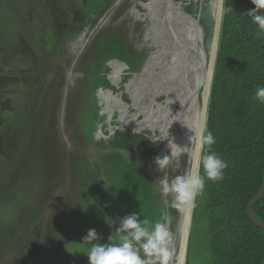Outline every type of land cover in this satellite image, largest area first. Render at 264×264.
Segmentation results:
<instances>
[{
    "label": "rangeland",
    "instance_id": "374dc122",
    "mask_svg": "<svg viewBox=\"0 0 264 264\" xmlns=\"http://www.w3.org/2000/svg\"><path fill=\"white\" fill-rule=\"evenodd\" d=\"M104 1L105 4H109L108 7L106 5L99 9ZM138 1L147 0H92L93 3L89 0H0L1 44L5 38H11L16 31H20V40L17 39V43L20 44L22 51L26 44L37 47L43 42L50 41L48 32L55 33L56 39H60V32L65 36L68 23H63L62 27H59V19H62L61 13L63 10L66 12V9L68 17L74 18L71 22L74 26L69 29L77 27L78 36L85 32L73 45V52H79L81 48L82 52L73 68L71 80L70 76L68 77L67 90L65 76L69 71L63 74L59 65L51 69L55 63L52 53L38 57L33 60L40 68L37 74L33 71L25 73L26 85H29L28 76L32 77L29 80L32 89L25 98V109L20 116L16 114L17 112L14 113L13 117L16 118L14 129L13 124L5 126L9 128L8 138L0 144V148L3 149V161L0 163H5L3 169L0 168V234L4 233L0 238V245L3 246L2 251L0 250V264H88L86 246L81 243L87 231L95 229L101 243H116L118 236L115 227L118 225L109 228L105 220L107 221L108 217L115 219L134 212L130 201L126 210V205L122 203L123 199L120 200L117 196L113 198V191L110 192L114 182L113 179L109 182L108 176L114 177L117 170L112 162L106 161L107 157L104 154L110 153L108 150L110 144L103 141L109 137L102 139L101 142L102 137L99 136L101 132L113 135L118 130L124 131L121 133L125 134H128L126 131H130V126L126 125L127 117L130 118L137 111L131 106L132 102L124 91V84L131 74L142 73L151 51L156 50L149 42L143 41L144 26L149 23V19L140 22L129 15L132 6L139 4ZM175 1L182 2L186 14L195 16L193 13L199 11L201 0ZM137 9L142 13L146 12L140 5ZM102 17L104 18L102 25L95 27L97 18L100 20ZM157 28L156 23L155 29ZM92 29L94 31L90 33ZM164 29L163 23L161 30ZM31 31L34 36L36 35L35 41H32ZM109 31L114 35L111 39H107ZM163 35L164 32L158 35V38ZM163 39L168 48H173L167 35ZM72 40H67V43ZM120 44L123 45L122 50L117 46ZM128 44L134 48L137 55L138 65L133 67L116 57L125 51ZM63 50L65 52V48ZM28 52L31 55L33 51L28 49ZM107 57L108 60H117L118 63H110L109 70L103 72L100 61ZM119 62H125L127 69L123 70L120 89L112 87L111 98L114 99L116 94L120 95L127 108L125 110L124 107H118L115 103L117 100L109 99L108 93H105L107 100L104 102L106 90L98 89L99 103L95 104L96 116L102 118L100 133L96 122L95 130L91 128L90 132L87 127L89 124L92 125L93 120L88 122L85 117L93 110L89 73L94 74L95 82L104 76L110 83L118 84L119 80H115V75L121 68ZM139 89L145 94L142 85ZM158 97L155 100L163 103V96ZM61 99L64 100L65 109L60 122ZM139 118L143 120V117H136L137 120ZM107 119L110 123H105ZM116 123L120 127L117 128ZM86 132L91 133L94 141L100 144L95 143L93 146V143L89 142L92 146L84 145V142L87 144L84 138L88 139ZM143 133L136 132L132 135L139 136ZM61 136L64 141L66 139L68 148L71 149L65 155H58L55 151L65 146L60 140ZM147 137L144 138L149 144L141 140L139 146L133 145L131 150L126 149L131 162L144 160L150 171L148 175L152 186L149 188L150 196L145 201L151 208L138 204V209L141 214L145 210L149 212L150 222L156 221L161 213L169 214L173 220L172 210L177 209L164 204L165 197L158 191L162 173L156 170L154 164V157L166 154L160 153V144L151 142L155 138L150 133ZM185 161V156H181L180 163L177 159H172L164 171L170 177L182 175ZM84 196L91 200L85 199L84 202ZM167 199L171 200V197ZM139 216L141 218V215ZM75 218L84 221V227L79 229L75 226L71 221ZM207 228L206 196L203 193L197 197L184 264H207ZM110 235L112 240H108ZM12 237L13 241L8 243Z\"/></svg>",
    "mask_w": 264,
    "mask_h": 264
},
{
    "label": "trees",
    "instance_id": "16d2710c",
    "mask_svg": "<svg viewBox=\"0 0 264 264\" xmlns=\"http://www.w3.org/2000/svg\"><path fill=\"white\" fill-rule=\"evenodd\" d=\"M91 1L89 0L93 3ZM106 5L104 1L99 9ZM228 7H232L233 11H223ZM252 8L254 5L250 0H223L204 126L216 138L212 150L228 162V167L224 170L222 181L205 182L204 194L208 217L207 264H260L264 260V232L254 226L245 214L246 205L260 189L264 173V104L253 99L257 87H264V33H259L257 25L252 23L249 17L242 15ZM113 37L109 31L107 39ZM117 46L122 50V44ZM135 53L134 48L128 44L125 51L116 57L133 67L138 65ZM108 58L101 60V65L102 61ZM122 68L121 65L118 71L123 72ZM93 75V73L89 75L93 88L91 91L106 90L105 102L107 100L105 93L112 92V88L104 76L95 82ZM121 79L122 77L119 79L120 82ZM90 97L93 110L85 117L88 122L90 120L93 122L87 129L90 132L91 128L95 130L96 122L100 133L102 118L96 116V101L92 95ZM81 133L84 134V131ZM86 134L89 141L95 144L92 134L87 132ZM108 135L101 132L99 137H102L101 142L111 141L115 148L108 154L104 153L107 158L110 157L109 160L106 158V161L112 162L117 170L114 177L108 176V181L113 179L114 182L110 192L113 191V198L117 196L120 200L123 199L122 203L126 205V210L130 201L134 211L141 215V219L149 221V212L145 210L141 214L138 204L150 207L145 201L150 196L149 188L152 186L148 175L150 171L144 160L129 162L130 160L121 154L124 149L131 150L133 145L139 146L141 140L147 144L149 141L143 136L128 135L119 131L102 141L110 136ZM199 171L203 175L202 166H199ZM85 199L91 200L88 196L83 197L84 202ZM195 209L192 211V218ZM253 212L264 223V194L253 206ZM172 215L175 217L176 211L172 210ZM71 221L79 229L85 225L79 218ZM3 235L4 233H1L0 238ZM13 237L8 243L13 241Z\"/></svg>",
    "mask_w": 264,
    "mask_h": 264
},
{
    "label": "bare ground",
    "instance_id": "6f19581e",
    "mask_svg": "<svg viewBox=\"0 0 264 264\" xmlns=\"http://www.w3.org/2000/svg\"><path fill=\"white\" fill-rule=\"evenodd\" d=\"M188 1V0H186ZM163 0H147V1H138L139 5L146 12H140L137 9V6H132L129 15L136 21L142 22L143 19H149V23L144 27L143 41L149 42L151 46L156 48V50L151 51L149 59L146 61L142 69V73L138 75L133 73L130 75L127 82L124 84V91L129 96L133 108L137 111L136 114L132 115V119L127 121V127L130 126V132H144V134H151L157 139H163L157 142L160 144V153L170 155L174 153L172 159H177L178 163L181 161V156H185V153L181 152V145L176 136V129L174 127V121H177L178 115L176 109L182 105V102L186 100L187 88L191 85V79H188L184 76L183 71L181 70L184 65H186V50L191 55L192 44L191 35L195 26L193 22L197 24V27L202 33L204 32L202 24L199 20L195 19L194 16H190L183 11V4L181 1L170 0L173 17L172 27L177 28L175 34L168 33V40L172 43L173 48L166 45L163 37L166 34V25L165 17L162 18L161 10H163ZM223 0H216L217 12L215 17V28L213 32V43L210 53V62L209 70L207 72L206 80L202 87V91L199 95V103L191 106L187 110L186 122L190 125L189 136L193 137L192 145V167L191 170H197L198 167V150L197 144L199 139V133L202 128L205 126L206 121V106L208 101L210 82L212 78V62L215 59L216 47H215V35H217L218 20L221 14ZM182 21V24L180 23ZM104 22V18H100L97 21L95 27L101 26ZM158 24V28L155 29V24ZM164 23V31L161 30ZM149 24V25H148ZM160 25V26H159ZM94 29L91 30L92 33ZM186 32L181 43L179 42L180 32ZM158 38V35H162ZM175 35V36H174ZM182 37V36H181ZM160 62H157V60ZM123 72H119L118 76L122 77ZM150 78V80H148ZM152 81L154 82L152 84ZM178 81L180 82V87H178ZM114 85V84H113ZM142 85V89L145 91V94L141 92L139 87ZM116 86V85H115ZM120 87V86H119ZM118 87V89H120ZM171 88V89H170ZM111 93L109 92V99L111 98ZM163 96V103H159L155 100L156 97ZM141 97V98H140ZM159 98V97H158ZM112 101H116L118 107L127 108V104L120 100L119 95H115ZM126 104V107H125ZM111 110V109H109ZM120 113V118L122 117ZM143 117V120L140 118L137 120L136 117ZM173 122V123H172ZM171 125V126H170ZM116 126H119L116 123ZM120 127V126H119ZM170 127V128H169ZM118 128V127H117ZM117 130V129H114ZM122 131V130H120ZM156 133H158V138H156ZM112 136V135H110ZM178 146V147H177ZM179 156V157H178ZM176 167V166H174ZM185 219V228L182 236V241L180 248L176 254L175 264H184L186 257L187 249V238L188 230L190 226L191 211H186Z\"/></svg>",
    "mask_w": 264,
    "mask_h": 264
},
{
    "label": "clouds",
    "instance_id": "9594fccd",
    "mask_svg": "<svg viewBox=\"0 0 264 264\" xmlns=\"http://www.w3.org/2000/svg\"><path fill=\"white\" fill-rule=\"evenodd\" d=\"M250 3L254 5V8L242 15H246L252 23L257 25L259 33H264V0H250ZM223 11L231 12L233 8L228 7ZM253 99L264 104V87H257ZM160 140L163 139L151 140V142L157 143ZM189 140L191 143L192 136ZM215 143L216 138L213 133L206 126L202 128L199 133L197 150L198 162L203 168V175L197 168V170H189L182 175L170 178L164 170L171 163L173 156L177 154L171 152L170 155L154 157L156 170L162 173L158 191L165 197L166 206L182 212H190L197 207V197L204 193L206 180L215 183L224 179V170L228 167V162L212 150ZM183 149L191 150L188 146ZM123 152L129 160V153L125 149ZM168 197H171V200L167 199ZM171 222L172 217L167 213H161L154 222L141 219L136 211L115 219L108 217L105 223L109 228L118 225L115 227L118 242L101 243L96 230L89 229L81 241L86 246L88 264H173L175 249L173 233L170 230ZM112 239L110 235L108 240Z\"/></svg>",
    "mask_w": 264,
    "mask_h": 264
},
{
    "label": "water",
    "instance_id": "95a60500",
    "mask_svg": "<svg viewBox=\"0 0 264 264\" xmlns=\"http://www.w3.org/2000/svg\"><path fill=\"white\" fill-rule=\"evenodd\" d=\"M163 10H161V15L162 18L165 17V21L167 22L166 25V34L171 33L175 34L177 31V28L172 27L173 25V17L174 14L172 12L171 8V3L170 0H163ZM217 4L215 0H204L200 1L199 5V11L194 12L195 14V19L199 20V22H202V28L204 32L200 31L197 27V24L193 22L195 29L192 32L191 35V41L193 42L192 44V50H191V55L189 52L186 50V65L181 70L183 71V74L186 78L191 79V85L187 88V96L186 100L182 102V105L180 107H177V121H174V127L176 129V136L179 140V144L181 145V152L185 153L186 155V161H185V166L183 168L182 174L185 172L191 170V165H192V145H193V137H192V142L190 143L189 140V133H190V125L186 122V117L188 115L187 110L188 108H191V106H194L195 104L199 103V95L202 91V87L204 85V82L206 80L207 72L209 70V62H210V53H211V48H212V43H213V32L212 29L215 28V17H216V12H217ZM222 9H223V3L221 7V14L219 16L218 20V28H217V35H215V47L217 49V43H218V34H219V29H220V24H221V19H222ZM190 15V14H188ZM191 16V15H190ZM182 24V21L180 22ZM176 35V34H175ZM174 35V36H175ZM182 36V37H181ZM184 36H186V32L181 31L179 37V42L181 43V40H183ZM87 40V39H86ZM82 50V48H81ZM82 51H80L81 53ZM79 53V52H78ZM216 54V53H215ZM77 54L75 55V59L77 58ZM112 62H117V60H108L106 62L102 63V70L104 69L103 72H107L110 68V63ZM214 61L212 62L211 70L213 74V68H214ZM118 63V62H117ZM120 63V62H119ZM123 68L122 69H127V66L124 63H120ZM143 66V65H142ZM142 69V67H141ZM141 70H139L140 72ZM106 75V74H105ZM109 86L114 87L116 89L117 86L111 84L108 79L106 78ZM212 80V78H211ZM68 78L66 77L65 79V90H67V84H68ZM180 82L178 81V87H180ZM211 85V82H210ZM113 89V88H112ZM118 89V88H117ZM171 89V88H170ZM210 92V89H209ZM117 95V94H116ZM128 96V95H127ZM129 98V97H128ZM209 99V95H208ZM62 100V99H61ZM121 100V98H120ZM122 101V100H121ZM131 101V100H130ZM123 102V101H122ZM62 112L60 113V122L62 120L63 116V111H64V100H62ZM208 105V101H207ZM206 111H207V106H206ZM187 125V126H186ZM188 127V128H187ZM119 132H124L120 131ZM128 134H135L136 132H130L126 131ZM140 136L147 137V134H139ZM188 146L190 147V151H185L183 147ZM122 156L125 157V154L123 150L121 151ZM199 168V162H198V167ZM170 177V176H169ZM172 178V177H170ZM264 194V173L262 175V180H261V185L260 189L257 192V194L248 202V204L245 207V214L249 221L262 230L264 232V223L260 221L253 212V206L261 199L262 195ZM193 211V210H192ZM192 211H191V218H192ZM186 211H180L176 210V215L174 219L171 222L170 225V230L173 233V247L175 249V255L173 258V264H175L176 261V254L177 251L180 248V244L182 241V236L185 228V219H186ZM191 218H190V225H191ZM189 231H190V226L188 230V236H189ZM188 241V238H187ZM264 264V260L260 263Z\"/></svg>",
    "mask_w": 264,
    "mask_h": 264
},
{
    "label": "flooded vegetation",
    "instance_id": "af4514ba",
    "mask_svg": "<svg viewBox=\"0 0 264 264\" xmlns=\"http://www.w3.org/2000/svg\"><path fill=\"white\" fill-rule=\"evenodd\" d=\"M67 11H68L67 9H66V12L65 10H63V12L61 13L63 15L61 17L62 19H59V22H60L59 27H62L63 23H68L67 29L65 30V36H62L60 32V39H56L57 36L55 33L52 32L53 34L52 35L51 32L50 33L48 32L49 35L48 34L47 35L50 41L43 42L41 45L37 47H35L34 45L26 44V48H24V51H22L20 50V44L17 43V39L20 40V31H16L11 38H5V41L3 42V44L0 43V46L2 47V48L0 47V144H2V142L4 140L6 141L8 138L9 128H5V126L7 124H10V125L13 124V129H14V122L16 119L13 117L14 113L17 112L16 114L20 116L25 109V98L32 89L31 83L29 81L30 78L32 77L28 76L27 84L29 85H26L25 84V80H26L25 73L33 71L34 74H37V71L40 70V68L37 66L36 61H33V60H36L38 57L40 58L45 53H52L55 58V63L51 67V69L55 67L56 65H59L61 72L63 74L69 71L66 73L65 79L66 77L68 78L70 76V80H71L73 68L75 67L76 61L81 54L80 53L81 50L79 51V53L73 52V45L79 40V38L85 32L81 33L78 36L77 34H78L79 29L77 27L75 29L73 28L72 30L69 29L70 27L74 26V24H71L74 18L70 19L68 17ZM66 19H67V22L65 21ZM97 21H98V18L94 23L95 25ZM200 23L202 24V22ZM32 37H33L32 41H35L36 35L34 36L33 32L31 31V38ZM69 39H73V40L67 43V40ZM63 42H64V46H63ZM63 48H65V52ZM28 49L31 52L33 51L31 55L29 54ZM76 54L78 56L76 60L74 61ZM120 69L121 68H119L118 70ZM118 73L115 75V80L120 79V77L118 76ZM36 80H38L37 77H36ZM113 84L117 86L116 88H118L120 86L119 85L120 81L118 84L117 82H113ZM89 85L91 89H93L90 82H89ZM92 97L94 98V100L96 101V104L98 105L99 100L97 99L96 90H92ZM15 100H18V102H16ZM125 107H126V104H125ZM131 119H132V115L130 118L127 117V121ZM105 123H110V121L107 119ZM81 134L83 136V133ZM60 140L63 142L65 146H61L62 148L60 149L59 148L55 149V146H54V149L56 151V154L65 155L69 153L71 149L68 148L69 144L67 143L66 139L64 141L61 136ZM84 140L87 142V144H85V142L83 141L84 145H86L87 147L92 146L89 144L90 141L88 139L84 138ZM110 142L111 141L107 142L110 144L108 150L109 152H112L115 148H114V145L111 144ZM0 161H3V149L2 148H0ZM0 165H2L0 166V168L3 169V167L5 166V163L1 162ZM2 249H3V246L0 245V250L2 251Z\"/></svg>",
    "mask_w": 264,
    "mask_h": 264
}]
</instances>
